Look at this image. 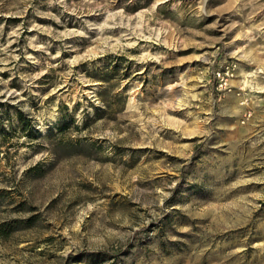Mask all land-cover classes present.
<instances>
[{
  "label": "rangeland",
  "instance_id": "obj_1",
  "mask_svg": "<svg viewBox=\"0 0 264 264\" xmlns=\"http://www.w3.org/2000/svg\"><path fill=\"white\" fill-rule=\"evenodd\" d=\"M0 264H264V0H0Z\"/></svg>",
  "mask_w": 264,
  "mask_h": 264
},
{
  "label": "trees",
  "instance_id": "obj_2",
  "mask_svg": "<svg viewBox=\"0 0 264 264\" xmlns=\"http://www.w3.org/2000/svg\"><path fill=\"white\" fill-rule=\"evenodd\" d=\"M19 115H20V117H21V113H19ZM22 121H25V119H24V117H22ZM27 122L25 121V124H26Z\"/></svg>",
  "mask_w": 264,
  "mask_h": 264
},
{
  "label": "built area",
  "instance_id": "obj_3",
  "mask_svg": "<svg viewBox=\"0 0 264 264\" xmlns=\"http://www.w3.org/2000/svg\"><path fill=\"white\" fill-rule=\"evenodd\" d=\"M218 74H220V73H218Z\"/></svg>",
  "mask_w": 264,
  "mask_h": 264
}]
</instances>
